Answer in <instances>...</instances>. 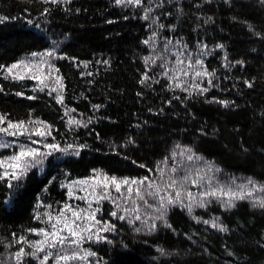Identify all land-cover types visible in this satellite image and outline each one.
Returning a JSON list of instances; mask_svg holds the SVG:
<instances>
[{
	"label": "trees",
	"instance_id": "1",
	"mask_svg": "<svg viewBox=\"0 0 264 264\" xmlns=\"http://www.w3.org/2000/svg\"><path fill=\"white\" fill-rule=\"evenodd\" d=\"M0 264H264V0H0Z\"/></svg>",
	"mask_w": 264,
	"mask_h": 264
}]
</instances>
